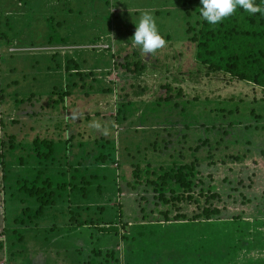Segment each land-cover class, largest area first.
I'll use <instances>...</instances> for the list:
<instances>
[{"label": "rangeland", "instance_id": "obj_1", "mask_svg": "<svg viewBox=\"0 0 264 264\" xmlns=\"http://www.w3.org/2000/svg\"><path fill=\"white\" fill-rule=\"evenodd\" d=\"M199 1L0 3L1 13L7 7L2 25L11 37L0 50L4 52L1 73L3 66V79L12 83L9 94L26 101L19 123L9 131L20 143L7 156L11 166L18 162L13 181L26 173L40 177L42 171L44 178L81 182L80 188H87V204L93 208L84 210V217L102 223L120 220L113 211L121 214V206L123 220L134 237L128 250L133 264H264V89L223 72H212L196 61V45L190 40L193 33L190 31V35L189 29L199 19ZM144 12L154 15L166 40L165 46L152 54L144 53L131 39L135 23ZM72 58L88 74L95 72L85 81L77 79L79 87H84L68 101L73 108L52 104L42 111L46 113L43 116H30L40 111L42 102L49 101L50 97H45L52 90L68 86L70 76L64 64ZM140 63L142 67L136 70ZM96 123L99 128L94 127ZM38 136L56 142L55 155L60 158L56 163L39 164L38 159L27 155L32 153V142ZM71 136L73 140L66 146ZM115 145L121 165V175L117 176L115 164L102 166L98 158L102 151H113ZM65 151L69 160L64 157ZM22 155L23 163H19ZM28 160L32 164L25 165ZM194 161L198 167L193 176L191 173L193 198L169 204L160 201L147 178H157L171 167ZM138 164L145 168L144 183L139 185L134 178ZM75 168L82 171L77 177L73 175ZM82 180L91 183L84 187ZM174 187L173 183L168 187L170 198ZM80 193L76 192L77 202L84 200ZM66 201L67 197L61 198L55 208L49 209L46 218L39 221L41 225L58 224L64 230L70 219ZM8 204L11 211L15 210L13 220L23 204L14 198ZM103 206H108L105 212L98 209ZM216 208L221 212L214 218L203 215L206 209ZM3 209L0 205L1 226ZM167 211L171 219L179 215L186 218L165 222ZM144 226L159 233L168 229L174 242L161 239L150 247L146 236L141 235ZM67 235L62 238V246L69 248L74 243L82 248V260L94 255L88 237ZM113 239L111 235L110 242ZM34 243H30L31 252L37 256ZM118 249L125 260L124 244L120 243ZM48 256L50 262L55 260L52 253ZM26 260L18 264H32L31 254Z\"/></svg>", "mask_w": 264, "mask_h": 264}, {"label": "trees", "instance_id": "obj_2", "mask_svg": "<svg viewBox=\"0 0 264 264\" xmlns=\"http://www.w3.org/2000/svg\"><path fill=\"white\" fill-rule=\"evenodd\" d=\"M3 0H0V3ZM262 0H257V3H261ZM199 6H197L199 19L196 24L189 29L190 40L196 45L195 48V59L201 65L207 67L212 72H223L227 75L232 76V78L239 81H247L255 83L258 87L264 89V16L259 13L251 16L244 12L242 9H237L236 13L232 16L224 19L218 25H209L204 21L199 15ZM7 7L2 8V13L0 12V50L3 46L11 41L9 36V31H6L2 25V19L7 14L5 11ZM9 24V22H8ZM191 31V32H190ZM3 53L0 52V60L3 65ZM111 60V59H110ZM108 67L112 66L111 62L108 61ZM105 65V64H104ZM67 68V73L69 74V84L63 90L54 89L50 92V95L45 97L46 99L50 97L49 101L46 100L42 102L40 111H35L30 114L33 118L35 116L46 114L47 108H51V105H63L64 109L73 108V106H68V101L73 97L77 96V89H82L84 85L80 86V82L77 79L80 78L85 81L87 75H93L95 72L84 71L82 64L76 59H68L64 68ZM139 66L142 64H136V70H139ZM59 68H63V64H59ZM3 66L1 75V109H2V119L0 121V205L4 208L1 211V215L4 216V224L0 225V264H18V262L27 261L28 256L33 258L32 264H133L131 261V255L128 250L131 247V242L133 236L128 231L130 227L128 222L123 220V210L119 207V215H113L118 217L120 220L112 221H96L93 217H84V210L90 211L93 208L87 202L90 200L87 196V188H80V183L73 181L72 178L64 179L62 181L57 178H50L47 176L44 178L42 171L40 177H32V175L24 174L25 176H17L18 178L13 181L14 169L18 165L14 163L12 166L9 164L7 156L11 150H14L20 143L17 140L15 134H11L10 128L15 124L19 123L21 115H23V104L26 103L25 99H21L20 95L9 94V89L12 83H7L3 79ZM133 71V69H132ZM135 71V70H134ZM136 72V71H135ZM111 73V72H110ZM95 75V74H94ZM18 82H14L13 85ZM112 90V89H110ZM32 99L35 96H31ZM31 100V99H29ZM31 105V104H30ZM76 105V102H74ZM159 105H162L159 102ZM68 106V107H67ZM35 110V108H33ZM68 111V110H67ZM42 112V113H41ZM44 113V114H43ZM117 122L119 118L114 117ZM69 123L67 122L66 127L69 128ZM73 140L71 136L67 141L68 145ZM34 149L27 155L31 156V159L39 160V164H44L48 161H53L56 163L60 158L57 157L56 153V142L52 138L42 139L39 136L36 137L33 142ZM18 144V145H17ZM67 147V151L70 150ZM65 154V158L69 160L68 152ZM116 145L113 151L105 153L102 151L99 155V161L102 166L111 167L113 164L114 169L117 173L121 175L120 160H118L116 154ZM31 153V154H30ZM71 155V153H70ZM22 155L18 158L19 163H23ZM119 162V163H118ZM32 164L31 161L25 162V165ZM11 166V169H10ZM72 167V166H71ZM198 167L196 161L191 164H183L171 167L168 171H165L163 175L157 178H147V184L152 185L153 189L158 192V199L164 204H169L172 200L184 201L188 198H193L191 192L193 191L194 181L193 177ZM30 169V168H29ZM77 169V168H75ZM143 168L140 164L136 165L134 170L135 181L139 184L143 182ZM32 171V169H30ZM82 172L77 169L73 173L74 177H77V173ZM150 173V170L147 171ZM23 173V172H22ZM147 173V174H148ZM43 175V176H42ZM70 175V174H69ZM68 176V175H67ZM86 178V175L81 177ZM83 181V180H82ZM88 186L91 182L89 180H84ZM117 184L118 189L123 190L119 183ZM174 184L175 187L171 189L172 197H168V187L170 184ZM16 189L17 191H14ZM83 190L78 192V190ZM61 191H66L63 194ZM11 192L8 198V193ZM76 192L80 193L84 200L76 201ZM178 193V195H176ZM67 197V203L69 204L65 207V211L70 214L69 222L65 224L66 228L54 224L51 226L41 225L39 222L41 219L46 218V215L51 208H55L61 198ZM19 200L23 206L21 207L20 214L15 215L14 219L11 220V216L14 215V211H11V207L8 204L10 199ZM92 200V199H91ZM77 202V203H76ZM83 203H86L83 207ZM115 207V205H114ZM108 208V206L106 207ZM103 207H98L100 211H104ZM14 209V208H12ZM221 210L216 209H206L203 213L207 219L214 218ZM165 222H173L184 220L185 215L176 216V218L171 219L169 211L164 212ZM104 215V214H103ZM2 216V217H3ZM100 219V218H99ZM101 220V219H100ZM176 225H172L175 227ZM180 228V227H179ZM141 235L146 236L147 244L150 247L155 243H160V240L173 241V234L168 233V229L164 230L162 233L157 232L152 227L144 226L140 228ZM86 233H89L86 236ZM140 233V231H138ZM67 238L70 234H75L76 236L88 237L87 241L89 244L94 245V255L90 259L82 260L83 249L78 248L74 245L71 247H64L61 245L62 238ZM113 236V241L110 242L109 237ZM34 243V251L37 252V256L33 255L31 252L30 243ZM123 241V242H122ZM174 242V241H173ZM120 243L124 244V253L127 255L126 259H123V254L118 247ZM139 246V245H138ZM141 247V246H139ZM66 248V249H65ZM147 251V248H146ZM74 252V254H73ZM55 256L53 262L49 261V254ZM20 262V263H21Z\"/></svg>", "mask_w": 264, "mask_h": 264}, {"label": "clouds", "instance_id": "obj_3", "mask_svg": "<svg viewBox=\"0 0 264 264\" xmlns=\"http://www.w3.org/2000/svg\"><path fill=\"white\" fill-rule=\"evenodd\" d=\"M200 5L199 15L209 25H218L235 14L237 9H242L251 16L258 13L264 16V0L261 3H257V0H200ZM135 26L132 43L144 53L152 54L165 46L166 40L151 12L141 14ZM94 127L99 128L100 124L96 123Z\"/></svg>", "mask_w": 264, "mask_h": 264}, {"label": "built area", "instance_id": "obj_4", "mask_svg": "<svg viewBox=\"0 0 264 264\" xmlns=\"http://www.w3.org/2000/svg\"><path fill=\"white\" fill-rule=\"evenodd\" d=\"M0 89H1V64H0ZM2 119V109H1V91H0V121ZM1 131V127H0Z\"/></svg>", "mask_w": 264, "mask_h": 264}, {"label": "crops", "instance_id": "obj_5", "mask_svg": "<svg viewBox=\"0 0 264 264\" xmlns=\"http://www.w3.org/2000/svg\"><path fill=\"white\" fill-rule=\"evenodd\" d=\"M20 4H22V3L20 2Z\"/></svg>", "mask_w": 264, "mask_h": 264}]
</instances>
